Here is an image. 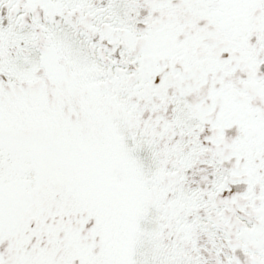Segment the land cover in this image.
<instances>
[{"label":"snow or ice","instance_id":"6c2138e0","mask_svg":"<svg viewBox=\"0 0 264 264\" xmlns=\"http://www.w3.org/2000/svg\"><path fill=\"white\" fill-rule=\"evenodd\" d=\"M0 264H264V0H0Z\"/></svg>","mask_w":264,"mask_h":264}]
</instances>
